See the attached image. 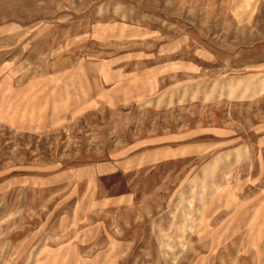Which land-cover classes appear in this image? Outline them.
Masks as SVG:
<instances>
[{
    "label": "rangeland",
    "instance_id": "obj_1",
    "mask_svg": "<svg viewBox=\"0 0 264 264\" xmlns=\"http://www.w3.org/2000/svg\"><path fill=\"white\" fill-rule=\"evenodd\" d=\"M0 264H264V0H0Z\"/></svg>",
    "mask_w": 264,
    "mask_h": 264
}]
</instances>
